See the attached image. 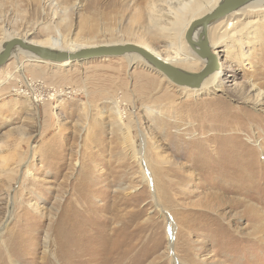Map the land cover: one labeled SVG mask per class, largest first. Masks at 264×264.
Returning a JSON list of instances; mask_svg holds the SVG:
<instances>
[{
	"label": "rangeland",
	"instance_id": "obj_1",
	"mask_svg": "<svg viewBox=\"0 0 264 264\" xmlns=\"http://www.w3.org/2000/svg\"><path fill=\"white\" fill-rule=\"evenodd\" d=\"M154 1L165 8L0 0V42L141 43L166 61ZM233 22L243 47L217 48L225 71L212 93L177 87L142 59L12 55L0 69V264H264V9Z\"/></svg>",
	"mask_w": 264,
	"mask_h": 264
},
{
	"label": "bare ground",
	"instance_id": "obj_2",
	"mask_svg": "<svg viewBox=\"0 0 264 264\" xmlns=\"http://www.w3.org/2000/svg\"><path fill=\"white\" fill-rule=\"evenodd\" d=\"M160 2H162L165 5V8H161L159 9L157 7V5H155V1L151 3V5L148 7L147 9V14H148V20L150 22V24H155V26L158 28V31L161 33H165L167 35V40H169V43L167 44V48L171 51V56L168 57L169 60H166L168 62H170L172 65L177 66L179 68H182L184 70L187 71H191L194 72V69H197V66L200 67L202 69V67L204 66V61H201L200 59H198L188 48V46L186 45L184 36H185V32L189 26V24L196 18H199L201 16H203V14H205L206 12L209 13L211 12L216 5L218 4V2L220 0H158ZM264 6V1H256L250 4H247L243 7H241L240 9H238L237 11L229 14L227 17L221 19L220 21H218L217 23H215V25H211L208 29V38H209V43L212 49V52L214 54L217 55L218 52H220L219 50H217V48L223 44L225 45L224 49L228 50L229 52L230 47L229 45H235L238 43L240 44V47H243V42L242 40L239 38L241 34L242 30L240 31L239 29H237V22H233V19H239V18H249L250 15L252 16L253 13H256L258 11L263 10L264 8L262 7ZM220 22V23H219ZM241 23V22H240ZM217 24V25H216ZM240 25V24H239ZM238 25V26H239ZM242 25V24H241ZM244 26V25H243ZM248 25H246L247 27ZM242 27V26H241ZM243 29V28H242ZM249 31V30H247ZM250 35V32H248ZM247 34V33H246ZM242 36V35H241ZM166 37V36H165ZM15 38V37H14ZM18 38V37H16ZM10 38H8L7 40H9ZM23 40H27L25 38H21ZM7 40H4L3 42H0V50L2 48V44L4 42H6ZM229 42V43H228ZM246 42V41H245ZM34 44L37 45H41V46H46V47H50V48H54V49H60V50H75L78 48H82V47H90V46H77L75 48H72L68 45V40L66 38H60V37H48L42 41H37V42H32ZM139 45H142L140 47L152 52L154 55L156 56H160L158 53H156L151 47L145 45V44H141V43H137ZM136 44V45H137ZM228 44V45H227ZM138 45V46H139ZM95 46V45H92ZM238 46V48H240ZM237 48V49H238ZM217 50V51H216ZM232 52V51H231ZM19 51H14L12 53V55H16L18 54ZM25 57H27L26 55H24ZM127 58H129V62H133L134 60H140L141 58L137 55H126ZM30 60L33 61H38L35 58H30L29 56L27 57ZM160 58V57H159ZM162 59V58H161ZM219 60V71L211 74L209 77H207L205 79V81L202 83L201 88L198 90H190L188 92H208V93H212L216 88L220 87V83H221V79L222 76L224 74L225 68H224V64L222 61ZM40 62V61H39ZM67 64V63H64ZM18 65L21 67V64L18 63ZM26 81V80H25ZM253 87H255V85H253ZM187 89V88H186ZM185 89V90H186ZM255 90V89H254ZM208 96V95H207ZM211 98V97H210ZM209 98V99H210ZM256 102L259 103L264 99V92L260 91L258 92L257 98H256ZM217 102V101H216ZM210 103V102H209ZM207 104V103H206ZM208 105V104H207ZM191 107V106H190ZM133 112V111H132ZM216 113V112H215ZM243 113V112H242ZM202 115V114H201ZM227 115V113H226ZM117 122L119 124L120 127L123 128V134H126V140L130 141V137L128 134V128L124 126L123 123V119L125 118V112L123 110H117ZM192 125V124H191ZM219 131V130H218ZM222 132V131H221ZM193 135V134H192ZM255 136V135H254ZM253 136V137H254ZM82 190V189H81ZM80 190V191H81ZM81 193V192H80ZM79 193V194H80ZM78 194V195H79ZM83 194V193H82ZM81 194V195H82ZM84 195V194H83ZM81 197V196H80ZM78 198V197H77ZM82 198V197H81ZM71 199V198H70ZM85 201V198H82ZM13 194H12V198L11 201H13ZM71 201V200H70ZM90 201V200H89ZM76 202V200H75ZM81 202V201H80ZM86 202V201H85ZM71 203V202H70ZM72 204V203H71ZM81 205V203H78ZM85 204V203H84ZM79 205V207H80ZM75 206V205H74ZM12 207H14V204L12 205ZM73 207V206H72ZM76 207V206H75ZM65 208V207H64ZM88 208V207H86ZM94 208V207H93ZM96 208V207H95ZM72 209V208H71ZM12 210V209H11ZM10 213L11 214V211ZM68 210V209H67ZM66 210V211H67ZM70 210V209H69ZM79 210V209H78ZM71 211V210H70ZM75 211V210H74ZM77 211V209H76ZM88 211V210H87ZM83 211L80 212H75L74 217L68 213L65 214L64 219L69 218V219H76L79 215L83 214ZM85 212V211H84ZM86 213V212H85ZM92 213V212H91ZM114 214V213H113ZM91 216V215H90ZM11 217V216H10ZM93 217V216H91ZM74 218V219H73ZM63 219V221H64ZM88 219V218H87ZM91 219V218H90ZM94 219V218H93ZM95 220V219H94ZM62 221V222H63ZM76 221L78 222V220L76 219ZM75 221V222H76ZM90 221V220H89ZM106 222V220L104 221ZM66 223V220H65ZM69 223V222H68ZM62 224V223H61ZM75 224V223H74ZM101 224V223H100ZM106 224V223H105ZM109 224V223H108ZM103 225V224H102ZM76 226V225H75ZM99 226V225H98ZM101 226V225H100ZM108 226V225H107ZM106 226V227H107ZM65 228V226H63ZM68 227V226H66ZM71 227V226H70ZM97 227V226H96ZM104 227V226H103ZM125 227V226H124ZM73 228V227H72ZM95 228V227H94ZM102 228V226H101ZM99 229V227L97 228ZM95 229H93L94 231ZM71 231V230H69ZM73 231V230H72ZM82 231V230H81ZM80 231V232H81ZM97 231V230H96ZM103 231V228H102ZM77 232V231H76ZM75 232V233H76ZM70 233V232H69ZM79 233V231L77 232ZM98 234V233H97ZM110 236V235H109ZM67 237V235H66ZM70 237V236H68ZM76 245V244H75ZM114 245V244H113ZM57 246V245H56ZM71 246V245H69ZM74 246V245H73ZM72 246V247H73ZM77 248V247H75ZM67 249V248H66ZM69 250V249H68ZM77 250V249H76ZM71 251V250H70ZM69 251V252H70ZM109 251V250H107ZM75 252V251H74ZM111 252V251H110ZM114 254V253H113ZM79 255H72L69 256V260H73V262H75V260H77L76 258ZM71 258V259H70ZM98 258V257H97ZM101 258V257H100ZM124 258V256H120L117 255L116 257L111 256L110 261H103L104 259H96L95 260V264H118L119 261ZM93 259V258H92ZM68 259H66L67 261ZM63 261V260H62ZM79 261V260H78ZM77 261V262H78ZM64 262V261H63ZM108 262V263H107ZM2 263V262H1ZM68 263V262H66ZM11 264H20L18 262H12Z\"/></svg>",
	"mask_w": 264,
	"mask_h": 264
},
{
	"label": "water",
	"instance_id": "obj_3",
	"mask_svg": "<svg viewBox=\"0 0 264 264\" xmlns=\"http://www.w3.org/2000/svg\"><path fill=\"white\" fill-rule=\"evenodd\" d=\"M256 1L264 0H220L211 12L194 19L189 24L184 36L186 45L198 59L204 61V66L198 72H191L174 66L133 43L95 45L70 51L37 45L16 37L10 38L2 44L0 69L8 63L14 51H19L27 57L35 58L40 61L39 63L51 65L82 63L100 58L137 55L148 67L161 74L171 84L180 88L198 90L205 79L219 71L220 68L218 56L212 52L209 43V27L241 7Z\"/></svg>",
	"mask_w": 264,
	"mask_h": 264
},
{
	"label": "built area",
	"instance_id": "obj_4",
	"mask_svg": "<svg viewBox=\"0 0 264 264\" xmlns=\"http://www.w3.org/2000/svg\"><path fill=\"white\" fill-rule=\"evenodd\" d=\"M59 92V91H58ZM56 94V90L55 89H52L51 90V95H52V97L54 96Z\"/></svg>",
	"mask_w": 264,
	"mask_h": 264
}]
</instances>
